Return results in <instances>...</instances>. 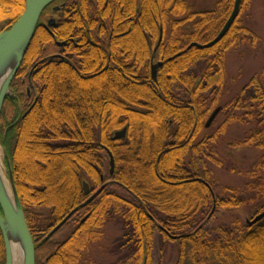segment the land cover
<instances>
[{
    "label": "trees",
    "instance_id": "trees-1",
    "mask_svg": "<svg viewBox=\"0 0 264 264\" xmlns=\"http://www.w3.org/2000/svg\"><path fill=\"white\" fill-rule=\"evenodd\" d=\"M233 2L217 0L214 9L201 13L189 0H56L44 9L0 114V142L34 241L35 264L84 262L83 255L101 240L108 223L119 229L112 241L116 253L123 247L131 251L122 263L112 264H139L159 230L156 225L167 232L165 238L179 236L172 239L179 245L176 264H264V218L251 227L235 219L229 226L207 228L219 208L259 202L252 217L264 210V70L221 105L227 117L204 140L208 147L229 125H252L232 144L262 151L245 174L248 181L214 198L204 184L182 181L201 178L216 190L195 138L201 119L225 87L227 50L258 38L235 22L212 47L186 48L212 40ZM23 7L24 0H0V21L5 22L0 32ZM48 13L55 18L49 31L43 26ZM159 27L156 58L163 65L151 82L149 59ZM66 53L72 56H57ZM124 126L125 138L113 140ZM106 149L114 159V178L126 189L124 199L100 198L95 211L61 245L52 238L44 241L83 201L82 182L96 187L99 177L106 176ZM0 264H5L1 234Z\"/></svg>",
    "mask_w": 264,
    "mask_h": 264
},
{
    "label": "rangeland",
    "instance_id": "rangeland-1",
    "mask_svg": "<svg viewBox=\"0 0 264 264\" xmlns=\"http://www.w3.org/2000/svg\"><path fill=\"white\" fill-rule=\"evenodd\" d=\"M189 1H191L193 9L197 10L196 12L200 11V13L214 9L217 2V0ZM235 22L239 28L243 27L250 30L258 39L254 43H251L249 40H242L227 50L225 55L226 84L216 105H222L238 95L253 76L260 75L262 70H264V0H247L244 6L240 8L233 23ZM4 23V21H0V28ZM169 30L168 24L166 32ZM209 113L210 111L201 119V124H203ZM226 117L227 115L221 112L217 115L211 128L204 130L200 128V133L195 138V142L199 140L201 142L205 138L210 137L223 124ZM250 129H252V125L233 123L224 132L213 138L214 142L212 139L208 141V147L203 146V154L207 158L205 159L204 157L203 159L204 166L208 169L210 179L216 182L214 194L218 197H225L226 188H242L244 183L248 181L245 175L246 172L250 170L251 166L262 154V151L254 147L235 148L232 146L234 142L242 140L245 133ZM0 148L2 149V170L6 179H8L5 153L1 144ZM31 149L30 142L28 141L27 150L31 151ZM27 158V155L23 156L24 161ZM211 158L215 163L216 161L219 162L220 165L213 163L210 160ZM104 165L105 169L103 172L107 173L108 163L105 162ZM258 203L253 202L233 209L219 208L217 215L207 224V228L208 226L213 228L218 225L229 226L228 224L235 219L246 224V219L252 218V214L255 212ZM214 209L215 207L213 206L209 217L212 215ZM70 230L71 228L65 225L58 229L50 238L56 244L57 242H63L70 234ZM102 230L103 236L101 240L89 246L87 252L83 255L84 262H80V264H109L114 259V262L116 260L121 262V260H125L130 255V250L123 247L119 253H116L115 247L110 245L111 241L119 235V229L115 224H105ZM164 236L165 234L161 230L156 229L154 231L150 246L141 257L139 264H142L143 258H145L143 264H176L179 256V245L177 241H173L174 239L172 240L168 235L170 239ZM117 264L119 263L117 262Z\"/></svg>",
    "mask_w": 264,
    "mask_h": 264
},
{
    "label": "water",
    "instance_id": "water-1",
    "mask_svg": "<svg viewBox=\"0 0 264 264\" xmlns=\"http://www.w3.org/2000/svg\"><path fill=\"white\" fill-rule=\"evenodd\" d=\"M56 0H24V7L20 13L17 20L9 26V28L0 32V72L6 68L8 65H11V68L6 75L0 86V114L3 107L5 98L9 95L10 92V83L15 76L22 59L29 47L32 36L36 29V26L39 22V18L46 7L52 4ZM242 0H234L232 10L223 24L220 31L217 35L207 43L200 44L197 42H192L187 46V50L191 47H196L198 49L210 48L216 43H218L224 35L227 33L232 23L236 19L240 4ZM55 24V19L50 18L47 21V24L44 27L49 31V27H52ZM55 40V39H54ZM162 40V28L159 29V36L154 48V52L157 50L160 42ZM57 46H63L64 42H57ZM179 55V53L177 54ZM169 58L168 60H170ZM163 65L162 61H157L151 64L150 67V80L155 81L157 78V70ZM36 100V99H35ZM34 100V101H35ZM220 108H216L206 122V127L210 125L212 120L215 118ZM127 127L124 126L122 129L114 132L112 139H122L125 137ZM108 156V167L110 175L114 171V159L112 154L108 149H106ZM5 153V151H4ZM5 153V158H6ZM7 167V177L11 186V195L12 198H9L6 194L1 182H0V234L4 247V258L5 264H14L13 252L11 241L16 240L20 246L21 254V264H35V247L34 242L27 226V222L24 216V212L21 206V203L16 192L12 171L9 161L6 159ZM200 181V179H198ZM208 186V185H207ZM83 192L85 194L89 193L88 184L86 182L82 183ZM104 187L102 185L95 193H93L85 203L93 199L96 194ZM211 191V195L214 198V193L211 188L208 186ZM84 205V204H83ZM73 213L71 211L62 221H60L54 228H52L44 237V240L49 239L66 221V219ZM264 218V210L254 215L251 219H246V224L252 226L258 223ZM171 239H178L179 236L169 235ZM145 258H143L142 264L144 263Z\"/></svg>",
    "mask_w": 264,
    "mask_h": 264
},
{
    "label": "flooded vegetation",
    "instance_id": "flooded-vegetation-1",
    "mask_svg": "<svg viewBox=\"0 0 264 264\" xmlns=\"http://www.w3.org/2000/svg\"><path fill=\"white\" fill-rule=\"evenodd\" d=\"M234 3V2H233ZM52 10L54 11V12H57L58 10H59V6H53L52 7ZM137 11V10H136ZM138 12V11H137ZM53 16L51 15V13H48L47 14V17H46V22H45V24L44 25H46L47 24V21H48V19H50V18H52ZM43 25V26H44ZM159 29H160V27H159ZM159 36V35H158ZM109 41H110V37H108V40H107V43H109ZM156 42H157V40H156ZM156 42H155V44H154V46H153V48H152V52H151V57H150V59H149V71H150V67H151V64H153V63H155V62H157V61H161V60H158L157 58H156V51L154 52V48H155V45H156ZM65 44V43H64ZM64 46V45H63ZM60 47H62V46H60ZM68 55H70V57L72 56L71 54H68V53H66V54H64L63 56L62 55H57L58 57H60V58H64L65 56H68ZM24 81V80H23ZM151 81V80H150ZM151 82H153V81H151ZM205 86V84L203 83L202 84V87H204ZM26 92H27V95L28 96H30V90H29V87L28 88H26ZM213 94H214V91H213ZM202 98H204V100H205V91H202ZM36 99V98H35ZM34 99V100H35ZM36 102V100L33 102V104ZM220 108V110H219V112L217 113V115L221 112V105H216V106H214L212 109H211V107H210V113L207 115V117H206V119H205V121L203 122V124H202V126H201V129L202 130H204V129H209V128H211V126H212V124H213V122H214V120L216 119V117H217V115L215 116V118L212 120V122L210 123V125L209 126H207L206 127V122H207V120H208V118L210 117V115L212 114V112L216 109V108ZM194 110V109H193ZM215 131L212 133V136H213V134L215 135ZM126 136V135H125ZM217 137V135L214 137V138H216ZM125 138V137H124ZM124 138H122V139H124ZM213 142H214V140H212ZM203 146H205L204 145V140H202L201 141V144H200V147H201V149H202V152L204 151L203 150ZM171 149V148H170ZM107 153V152H106ZM203 159H204V156H203ZM203 159H202V166H204V161H203ZM114 172H115V166H114V171H113V174L112 175H110V173H109V167H108V171H107V173H105L106 174V176L104 175V174H102L100 177H99V185L98 186H96V187H91L88 183V188H89V193L88 194H85L84 192H83V194H84V198H83V201L81 202V203H79L78 205H76V206H74L73 208H71L68 212H67V214L60 220V221H62L71 211H73V213L66 219V221L64 222V224L61 226V227H63V226H65V225H67V227L68 228H71V230H70V234H72V233H74L77 229H78V227L82 224V223H84V221L87 219V217L91 214V213H93V211H95V208L99 205V202L98 203H96L100 198L102 199V197H104V196H106V198L107 197H109V196H113V197H117L118 199L120 198V199H124V197H125V194H126V189H125V187H124V185L121 183V182H119L118 180H116L115 178H114ZM198 179H200V181L198 180ZM184 183H190V182H192V181H195V182H200V183H202V184H204L205 186H209V184L207 183V182H205L203 179H201V178H185V179H183L182 180ZM83 183V182H82ZM170 184H172L173 185V183H171L170 182ZM102 185H104V187L96 194V196L93 198V199H91L89 202H87V203H85L86 201H87V199L93 194V193H95ZM81 186H82V184H81ZM208 188V187H207ZM209 189V188H208ZM82 190H83V187H82ZM210 191V190H209ZM211 193V192H210ZM215 195V194H214ZM96 203V204H95ZM84 204V205H83ZM88 206H90V209H87L88 208ZM59 221V222H60ZM58 222V223H59ZM57 223V224H58ZM57 224H55V226L57 225ZM54 226V227H55ZM158 228H159V230H161L162 232H164V233H167L162 227H160V226H158V225H156ZM53 227V228H54ZM60 227V228H61ZM59 228V229H60ZM45 237V236H44ZM44 237H43V240H44ZM39 238V236H36V239H38ZM48 240V239H47ZM47 240H44V241H47ZM53 244H55V245H61L62 244V242H57V244L53 241ZM110 245L112 246L113 244H112V241H111V243H110ZM2 246H3V242H2ZM3 252H4V247H3ZM5 260V259H4ZM115 260V259H114ZM114 260L112 261V263L114 262ZM112 263H110V264H112Z\"/></svg>",
    "mask_w": 264,
    "mask_h": 264
},
{
    "label": "bare ground",
    "instance_id": "bare-ground-1",
    "mask_svg": "<svg viewBox=\"0 0 264 264\" xmlns=\"http://www.w3.org/2000/svg\"><path fill=\"white\" fill-rule=\"evenodd\" d=\"M10 68H11V65H8L6 68H4L0 72V86L3 82V80L5 79L6 75L8 74ZM1 152H2V149L0 148V182H1V184L5 190L6 194L8 195V197L12 198L10 183L6 179V177L3 173V170H2L3 164H2V158H1ZM11 245H12L14 264H21L22 260H21L20 246H19L18 241L12 239Z\"/></svg>",
    "mask_w": 264,
    "mask_h": 264
}]
</instances>
